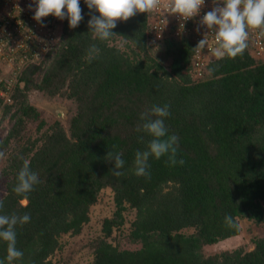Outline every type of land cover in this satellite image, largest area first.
Returning <instances> with one entry per match:
<instances>
[{"label":"trees","instance_id":"1","mask_svg":"<svg viewBox=\"0 0 264 264\" xmlns=\"http://www.w3.org/2000/svg\"><path fill=\"white\" fill-rule=\"evenodd\" d=\"M80 7L84 19L74 29L64 19L56 52L23 69L12 104L2 106L0 99L1 120L15 109V124L0 140L9 178L0 214L30 215L15 228L23 257L14 264H50L65 235L82 233L107 188L115 211L104 218L101 236L89 242L91 264H264V237L255 239L250 251L204 253L205 246L238 236L242 219L264 224V55L256 54L251 40L235 59L217 60L203 49L207 63L199 76L194 37L153 41L149 14L137 13L118 22L116 36L101 42L88 27L99 14L84 0ZM118 38L133 54L113 43ZM93 44L100 52L89 62ZM152 52L168 58L169 65ZM33 90L63 95L76 111L67 129L57 120L40 137L22 143L29 119L39 122L40 130L47 125L28 100ZM153 105L169 106L164 123L169 135L178 137L177 160L184 164L150 158V178H145L135 175L134 159L152 138L136 128L141 113ZM108 152L122 153L124 175H113ZM24 160L40 180L26 199L13 191ZM128 209L136 211L130 232L140 244L135 249L112 240ZM226 215L238 229L225 225ZM189 228L195 232L184 231ZM6 255L7 243L0 240V259Z\"/></svg>","mask_w":264,"mask_h":264},{"label":"clouds","instance_id":"2","mask_svg":"<svg viewBox=\"0 0 264 264\" xmlns=\"http://www.w3.org/2000/svg\"><path fill=\"white\" fill-rule=\"evenodd\" d=\"M212 10L206 12L201 20L214 36L215 47L212 49L217 60L224 58L235 59L242 57L248 48L249 33L257 31L258 35L264 36V0H212ZM92 15L88 21V27L93 37L101 42L108 41L116 36L112 31L118 22L127 21L137 13H152L157 11L162 0H84ZM35 4L33 19L42 23V18L54 16L60 20L68 19L69 27H78L84 19L80 0H32L29 9ZM205 0H167L166 7L170 13L179 16L184 21L192 19L200 14ZM222 4L223 6H220ZM208 40L201 39L195 50L202 51L208 45ZM100 49L91 45L87 51L89 62L96 59ZM210 72L215 69H209ZM59 118L64 117L63 111H58ZM170 115L168 105H153L149 110L141 113L142 123L137 126V132L146 133L152 139L148 142L147 150L137 151L134 159L135 175L150 178L149 159L160 160L167 157L166 163L170 166L183 165V159L177 160L178 137L169 135L165 126V119ZM143 141V136L140 137ZM0 151V158L4 157ZM108 160L114 161L113 175H124L125 161L120 152H108ZM17 184L13 191L26 199L27 194L34 190V186L40 183L38 174L30 168V162L24 160L18 172ZM4 208V201L0 199V211ZM30 221V215L0 214V240L7 243V255L0 259V264H14L23 257V252L16 247V226L24 225ZM224 223L227 227L238 229L239 225L231 215H226Z\"/></svg>","mask_w":264,"mask_h":264},{"label":"built area","instance_id":"3","mask_svg":"<svg viewBox=\"0 0 264 264\" xmlns=\"http://www.w3.org/2000/svg\"><path fill=\"white\" fill-rule=\"evenodd\" d=\"M167 0H162L161 7L149 13L153 41L166 37L182 39L194 37L199 42L205 37L208 45L205 51L213 52L214 36L200 22L203 15L212 10V0H205L200 14L184 21L167 9ZM32 0H0V99L2 106L12 104L14 90L23 69L34 60L42 59L48 51L56 52L60 45L64 20L54 16L42 18V23L33 19L35 4L29 9ZM220 6H223L220 4ZM249 40L252 41L257 55H264V36L251 30ZM204 50L199 51L197 69L202 75V67L207 63ZM2 107H0L1 112ZM1 120V113H0ZM2 121V120H1Z\"/></svg>","mask_w":264,"mask_h":264},{"label":"rangeland","instance_id":"4","mask_svg":"<svg viewBox=\"0 0 264 264\" xmlns=\"http://www.w3.org/2000/svg\"><path fill=\"white\" fill-rule=\"evenodd\" d=\"M116 46L126 51L128 54H133L132 49L127 43L121 39H116L113 42ZM153 53V55H152ZM150 53L154 57H159L165 66H168L170 60L164 58L160 53ZM30 104L35 106L41 113V116L46 120L47 125L43 130L38 128L39 122L28 120L25 128L22 129V137L20 141L27 143L29 138L36 139L42 135L55 121L60 120L67 129L69 120L75 114L76 104L63 95L49 97L41 91H30L28 94ZM15 109L6 114L2 121L0 120V140H4L12 127L15 124L14 118L11 117ZM58 111L64 112V117L59 118ZM15 143V141H13ZM5 156V155H4ZM6 166V156L0 158V199L6 193V183L9 178L5 175L4 168ZM26 203V201H23ZM115 211V202L113 192L107 188L102 192L101 199L93 206L91 211V221L87 223L81 234L65 235L62 238L61 248L50 257V264H91L93 261V248L89 244L92 239H95L102 234V224L105 217L112 216ZM136 211L128 209L126 212V223L120 229H116L113 233L112 240L122 249L139 248L140 244L133 242L130 238L131 222L135 219ZM241 233L238 236L222 240L214 245L204 247V253L214 255L227 250L243 249L250 251L254 249V240L264 237V224L256 223L248 219L241 220ZM187 233L195 232L189 228L184 230Z\"/></svg>","mask_w":264,"mask_h":264}]
</instances>
